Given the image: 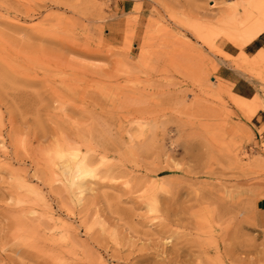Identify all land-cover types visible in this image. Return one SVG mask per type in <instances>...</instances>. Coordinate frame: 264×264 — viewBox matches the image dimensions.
Wrapping results in <instances>:
<instances>
[{"label": "rangeland", "instance_id": "1", "mask_svg": "<svg viewBox=\"0 0 264 264\" xmlns=\"http://www.w3.org/2000/svg\"><path fill=\"white\" fill-rule=\"evenodd\" d=\"M131 2L0 0V264H264L262 0Z\"/></svg>", "mask_w": 264, "mask_h": 264}, {"label": "bare ground", "instance_id": "2", "mask_svg": "<svg viewBox=\"0 0 264 264\" xmlns=\"http://www.w3.org/2000/svg\"><path fill=\"white\" fill-rule=\"evenodd\" d=\"M261 11L264 13V0H262ZM252 25H254V23L249 22L245 26V28L250 27ZM240 28H241L240 25L235 23V26L233 27L235 36L231 38V42L236 46L244 48L249 44H251L264 32V21L261 23V26L257 30H255L253 34L244 41H240L239 38L236 36L237 33L240 31ZM57 157L65 165L66 168H69L72 162L74 163L73 165L76 171L73 174V179L76 178L77 181L75 182V185H77L78 187L83 186L85 179L93 178L95 176L94 166L91 163H89L87 155H80L77 151L66 152L64 150H59L57 152Z\"/></svg>", "mask_w": 264, "mask_h": 264}, {"label": "crops", "instance_id": "3", "mask_svg": "<svg viewBox=\"0 0 264 264\" xmlns=\"http://www.w3.org/2000/svg\"><path fill=\"white\" fill-rule=\"evenodd\" d=\"M133 7V3L131 0H120V4H118V9H120L123 12H129ZM261 50H264V32L251 44L247 46L246 51L249 53H255L254 56L258 55ZM246 55L248 53L245 52V49L243 50ZM230 54V53H229ZM231 55V54H230ZM249 56V55H248ZM224 78L229 79L233 82V94L238 95L240 97H243L248 100H253L254 98H251L255 92H256V86L252 84L249 80L245 78H231L227 75H223ZM258 209H259V215L264 216V198L260 199L258 201Z\"/></svg>", "mask_w": 264, "mask_h": 264}]
</instances>
